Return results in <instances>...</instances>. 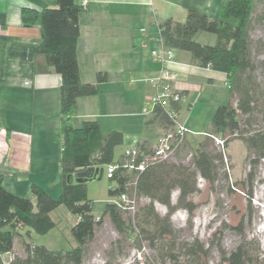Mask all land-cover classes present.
<instances>
[{
	"label": "trees",
	"instance_id": "16d2710c",
	"mask_svg": "<svg viewBox=\"0 0 264 264\" xmlns=\"http://www.w3.org/2000/svg\"><path fill=\"white\" fill-rule=\"evenodd\" d=\"M258 1L223 0L218 18L190 10L184 21L169 18L159 25V38L166 47L187 51L194 65L227 75L230 101L217 106L211 126L204 133L206 141L198 143L191 165L168 160L149 164L135 173L117 170L110 179L109 194L112 197L129 192L132 188L130 183L135 182L138 199H147L141 208L138 207L135 217L112 202L106 205L102 216L96 218L87 184L68 181L69 175L78 171L120 162L123 155L115 160L116 149L125 144L122 131L103 133L97 120L87 119L81 126L73 124L79 99L98 95L100 84L109 80L106 72H99L93 83L81 80L78 40L79 18L84 10L82 0H55L40 13L30 8L22 10L25 26L39 23L42 42L37 52L45 55L49 66L62 77V192L59 198H54L38 185H33L35 204L32 199L8 190L3 184L4 174L0 170V264H3L4 256L14 250L16 237L22 235L18 230L20 227L47 234L55 227L50 213L60 205L79 216L78 223L72 229L77 246L63 252L50 250L43 245L32 246L25 241V257H16L13 264H82L95 238L97 226L106 217L120 236L132 239L139 249L146 243L153 250V257L136 260L134 264H211L214 251L220 255L219 264H264V252L255 238L247 237L241 228L243 222L239 227L242 236L240 243L228 251L222 243L223 231L214 233L207 244L198 237L184 238L182 230L171 221V214L178 208H184L190 214L196 210L193 196L200 191L199 178L211 187L218 182L225 163V150H218L215 137L224 141V148L234 139L246 144L247 160L251 165L247 176L250 185L248 198L252 199L253 169L264 160V127L251 128L258 121L264 122V37L254 40L251 36L254 22L264 26V9L254 18ZM200 32L215 34L216 44L199 42L196 36ZM179 103H173L169 110L156 106L148 122H158L166 131L173 128L175 121L171 112L178 115ZM187 142L188 139L181 148ZM136 145L145 154L153 149L140 143ZM175 191H178V196L174 202ZM156 202L168 208L166 215L157 212ZM27 233L30 235V231Z\"/></svg>",
	"mask_w": 264,
	"mask_h": 264
},
{
	"label": "crops",
	"instance_id": "0c3cea01",
	"mask_svg": "<svg viewBox=\"0 0 264 264\" xmlns=\"http://www.w3.org/2000/svg\"><path fill=\"white\" fill-rule=\"evenodd\" d=\"M222 1L88 0L79 18L80 77L93 83L99 72H106L109 80L100 84L98 95L79 99L73 124L81 126L94 119L103 133L122 131L128 146H155L166 129L158 122H148L153 112L144 119L143 110L150 107L155 94L149 79L161 68L152 51L165 47L159 25L169 18L184 21L190 10L218 18ZM54 2L0 0V167L4 182L7 176L12 180L17 176L19 182L33 170L43 169L50 150L47 133L61 131L62 77L49 66L45 55L37 52L42 42L39 23L25 26L22 21L24 8L40 13ZM143 28L147 33L141 32ZM170 68L175 87L182 93L178 119L187 109L214 111L225 102L226 90L230 92L225 73L194 65L191 54L179 50H174ZM189 115L181 122L192 139L198 131L189 128Z\"/></svg>",
	"mask_w": 264,
	"mask_h": 264
},
{
	"label": "rangeland",
	"instance_id": "374dc122",
	"mask_svg": "<svg viewBox=\"0 0 264 264\" xmlns=\"http://www.w3.org/2000/svg\"><path fill=\"white\" fill-rule=\"evenodd\" d=\"M263 9L264 0H259L255 7L254 18ZM251 36L254 40L264 37V26L254 22L251 28ZM196 39L201 43L210 45L217 42L216 35L209 32H200ZM226 92L225 102H228L230 101V92L227 90ZM215 110L208 111L206 108L199 107L196 110L190 111L187 109L183 111L179 121H183L190 113L188 126L192 129V132H198L192 134L194 140L187 136V144L169 160L170 162L191 165L198 143L206 141L207 136L201 134L208 126H211V119ZM144 115V119L149 116V114ZM263 127L264 122L258 121L251 128ZM58 131L59 133L56 135H54V131H48L47 133L49 134L50 150L46 155V166L38 171L33 170L29 177H24L19 182H17L20 180L19 177L16 176L12 180L7 176L5 182H3L4 186L15 194L32 199L35 204L36 196L33 193V185H38L52 197L59 198L62 192L60 170L62 136L60 129ZM133 142L131 141L130 144ZM214 142L218 150H225V163L221 169L218 182L211 187L204 179L199 178L198 188L200 191L193 196L197 204L196 210L190 214L186 209L178 208L171 214V221L176 228L182 230L184 238L198 237L207 244H209V240L214 233L220 230L223 231L222 243L228 251H231L240 243L242 236L239 227L243 222L241 228L247 237L250 239L255 238L264 252V160H261L253 169V193L252 199L249 200L248 189L250 185H248L247 176L251 171V165L247 160L246 144L242 140L234 139L227 148H224V144H218L215 139ZM128 145L129 143L125 142L124 145L116 149L115 160L122 158ZM0 170L3 173L1 167ZM237 182L240 184L237 185ZM86 184L88 197L93 201V214L96 218H99L105 211L106 205L112 203L115 198L109 194L111 180L107 177L106 167H104V173L99 179ZM243 186H245V189ZM177 196L178 191H175L173 194L174 202L177 200ZM146 202V198L138 199V207L141 208ZM155 206L157 212L162 216L169 211L161 203L156 202ZM50 216L55 222V227L47 234H38L27 228L20 227L18 229L22 235L16 237L14 250L4 256L3 264H13L12 262L16 257H25V241L32 246L43 245L50 250L63 252L77 246L72 229L78 223L79 216L70 212L64 205H60L52 211ZM28 231H30V235H28ZM153 255V250L146 243L139 249L132 239L120 236L110 219L106 217L103 223L97 226L95 238L89 245L82 264H134L136 260L144 261L145 257H153ZM219 261L220 255L217 251H214L211 255V264H219Z\"/></svg>",
	"mask_w": 264,
	"mask_h": 264
},
{
	"label": "built area",
	"instance_id": "2783aa9c",
	"mask_svg": "<svg viewBox=\"0 0 264 264\" xmlns=\"http://www.w3.org/2000/svg\"><path fill=\"white\" fill-rule=\"evenodd\" d=\"M81 3L84 8L88 6V0H82ZM141 32L147 33V30L143 28ZM152 57L154 61L160 63L161 68L155 77L149 79V82L155 88V94L150 99L152 108L150 109L149 106L144 107L143 112L146 114L153 112L156 106L169 110L173 103L182 100V93L175 87V75L170 68V65L174 62V49L166 46L160 50L154 49ZM171 116L174 117L175 126L166 131L149 154H145L141 147L137 145L128 146L120 162L106 166L107 177L109 179L113 178L118 169L135 173L136 171L144 170L149 164L170 160L185 144L190 133L185 124L179 121L176 113L171 112ZM215 140L218 144H224L221 138L215 137ZM130 185L132 186L130 191L116 196L113 203H116L126 213L135 217L138 212V194L135 182H131Z\"/></svg>",
	"mask_w": 264,
	"mask_h": 264
},
{
	"label": "water",
	"instance_id": "95a60500",
	"mask_svg": "<svg viewBox=\"0 0 264 264\" xmlns=\"http://www.w3.org/2000/svg\"><path fill=\"white\" fill-rule=\"evenodd\" d=\"M104 173V167H89L85 170L78 171L74 174L69 175L68 181L74 182H90L100 178Z\"/></svg>",
	"mask_w": 264,
	"mask_h": 264
}]
</instances>
